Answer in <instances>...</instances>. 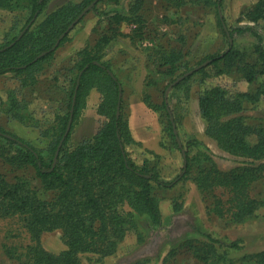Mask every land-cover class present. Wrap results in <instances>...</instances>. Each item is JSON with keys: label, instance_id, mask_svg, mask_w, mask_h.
I'll use <instances>...</instances> for the list:
<instances>
[{"label": "trees", "instance_id": "1", "mask_svg": "<svg viewBox=\"0 0 264 264\" xmlns=\"http://www.w3.org/2000/svg\"><path fill=\"white\" fill-rule=\"evenodd\" d=\"M92 1L65 2L33 27L48 0H0V9L19 11L23 14V23L17 34L0 42V77L10 73L12 77L17 78L19 84L6 90L5 99L0 95V105L11 118L36 127L42 135L49 138L46 148L48 155L45 156L43 150L0 127V159L11 165L28 166L32 171V178L15 175L10 178L0 172V216H20L31 241L25 252L27 256L25 264H82L78 258L80 254L88 252L106 254L111 251L107 249L111 245L108 232L119 221L112 217L106 195L107 190L113 189L115 185L114 181L108 183L114 177L120 175L130 179L133 177L137 183L133 185L136 186L133 189L135 198L154 224H160L161 218L158 203L152 192V183L171 187L181 178V174H178L171 181L164 182L147 168L137 166L128 156L125 145L134 140L127 122L123 119L125 102L123 88L119 89L121 81L110 62L104 60L106 54L104 46H108L110 41L119 35L129 37L134 46L135 40H142L147 32L158 35V41L163 38L165 33L147 26V20L143 15L146 0H131L126 9L118 6L119 8L107 11L99 10V4L104 1L108 4L112 1L118 5L119 0H98L90 10L108 15L111 21L107 33L100 36L93 45L85 46L75 54L73 64L63 79L67 84L60 83L54 76L52 82L40 78L41 64L50 59L57 47L68 39L69 32L53 48L55 42ZM159 1L168 7L179 8L189 0ZM193 1L213 5L218 24L226 37L227 47L198 62L197 66L209 60L206 65L184 77L173 88L188 86L189 81L195 77L197 79L194 80L202 84L208 77L224 75L233 67L248 83L257 82L260 75H264L262 35L254 29V25L227 26L221 13L223 0ZM249 15V20L253 22L264 19V0H257ZM121 21H126L130 25L128 33H121L113 26L114 23L119 25ZM26 26L25 31L17 39ZM245 31L255 38L254 62L246 60V53L240 52L234 45L233 35ZM42 52L46 53L35 59ZM146 57L158 67V73L163 74L164 78H169L160 91L161 102L158 104V111L162 110L166 116L165 128L184 154L187 171L189 155L183 150V146L178 144L175 109L170 105L165 89L177 77L197 66L188 67L187 63H183L184 57L180 46L166 50L159 42L152 45ZM94 86L101 99L97 104L96 113L105 119L91 140L67 149L65 144L70 129L61 142L56 160L53 161L66 129L70 111L72 110L73 120L78 114L83 96ZM59 87L63 90L60 98L61 103L66 105V110L56 113L44 129H41V123L34 118L30 110L25 121L24 109L41 97L43 100L57 97L50 91ZM197 97L200 115L206 121L205 135L213 138L220 149L241 159V165L230 170H221L211 161L209 166L198 172L196 179L198 190L201 193L204 191L210 193L215 186L228 187L234 203L231 202L225 208L223 203L219 204L220 198L216 196V200L212 201L214 204L212 211L219 216L243 220L259 206V201L249 196L248 186L264 176V128L257 124H249L241 113L245 109V100L256 105L264 99V83H259L253 91L245 93L213 84L198 90ZM142 100L149 108H157L156 104L149 102L145 97ZM190 139L192 143L198 142L194 137ZM31 179L37 180L39 185H34ZM49 190L54 192V196L43 197L45 191ZM57 229L62 232L66 248L59 253H53L42 246L41 235ZM204 235L208 240L219 243V240L212 238L210 234ZM254 259L255 264H264V248L255 254Z\"/></svg>", "mask_w": 264, "mask_h": 264}, {"label": "rangeland", "instance_id": "2", "mask_svg": "<svg viewBox=\"0 0 264 264\" xmlns=\"http://www.w3.org/2000/svg\"><path fill=\"white\" fill-rule=\"evenodd\" d=\"M130 1L119 0L118 5L112 1L108 4L104 1L99 4L98 9L107 11L111 8H119L118 6L126 9ZM256 1L223 0L221 13L229 27L254 25V29L262 35L264 44V19L255 22L249 20V13ZM143 12L147 26L150 29L155 27L160 33H165L163 38L158 41V35L147 32L142 40H135L136 52L140 55H136L134 61L119 49H114L112 46L110 48V43L104 46L106 50L104 60L110 62L121 81L125 99L123 119L127 122L129 131L132 127L139 132L142 127L138 118L133 117L132 125L129 127L131 112L128 95L132 91V71L138 63L137 59L145 58L144 63H141L146 75L140 97L141 100L145 97L157 106L156 109H151L142 100L149 123L145 129L154 132V127H151L149 122L150 118L153 121L158 119L157 123L155 121L158 126L155 134L149 135L144 141L132 137L134 142L127 143L125 150L137 166L157 174L160 180L171 181L178 174H181V178L171 187L152 183V192L158 203L161 218L160 224H154L135 198L133 189L136 186L133 185L137 183L133 177L132 179L123 175L114 177L108 183L114 181L115 185L113 189L107 190L106 195L112 217L119 221L108 232L111 245L107 249L111 251L106 254L83 253L78 258L82 264H255V254L264 248V176L248 186L249 196L259 201V206L252 214L243 220H236L219 216L212 211L214 205L212 201L216 200V196L220 198L219 204L223 203L225 208L231 202L234 203L232 192L228 187L215 186L210 193L206 191L201 193L196 183L198 172L209 166L211 161L221 170L234 169L241 165V159L223 151L213 138L203 135L202 120L198 116L197 92L213 84H220L226 89L237 92H251L259 83H264V75H260L257 82L248 83L233 67L224 75L208 77L202 84L194 80L197 79L195 77L189 81L188 86L183 85L174 89V84L167 92L165 89L170 105L175 109L178 138L183 150L189 155V169L186 171L184 156L178 149L175 139L166 130V116L162 110L158 111V104L161 102L160 91L169 78H164L163 74L158 73V67L150 61L151 59H147L146 55L152 45L158 42L166 50L180 46L184 57L183 63H187L188 67H195L209 55L224 50L227 47L226 37L218 24L213 5L189 0L182 7L172 8L159 0H146ZM43 15L44 10L35 20L33 27L41 22ZM91 18L92 16L87 17V21ZM22 21L21 12L0 9V42L17 34ZM76 25L77 27L69 32L71 34L69 40L75 38L74 36L84 27V21L81 23L79 21ZM233 40L236 49L246 53V60L254 62V36L245 31L235 33ZM58 80L64 84L62 79ZM18 85L17 78L12 77L10 73L1 76V97L5 99L6 90ZM42 85L44 86V83ZM61 91L63 90L60 87L50 91V93L54 92V96L57 95L55 100H43L42 97L34 100L27 107L28 110L23 111L25 121L26 115L31 111L34 118L41 123V129L46 128L56 113L66 110V105L59 100ZM45 93L49 94L48 91ZM100 100L96 86L87 90L78 114L72 120L70 135L65 144L67 149L91 140L100 128L105 119L104 116L96 113ZM244 105L245 109L241 114L245 120L251 125L257 124L264 128V99H261L257 106L247 100L244 101ZM0 127L27 140L37 149L43 150V155H48L46 148L49 138L42 135L36 127L11 118L1 105ZM191 137L196 138L198 142L192 143ZM0 172L10 178L13 175L32 178L30 167L11 165L1 159ZM30 181L36 186L39 185L35 179ZM45 192L43 194L45 198L54 196V192L50 190ZM23 224L20 216H0V264L27 262L25 252L31 241ZM207 233L212 238L218 239L219 243L208 240L204 235ZM41 242L46 250L53 253H59L66 248L59 229L44 232L41 235Z\"/></svg>", "mask_w": 264, "mask_h": 264}, {"label": "crops", "instance_id": "3", "mask_svg": "<svg viewBox=\"0 0 264 264\" xmlns=\"http://www.w3.org/2000/svg\"><path fill=\"white\" fill-rule=\"evenodd\" d=\"M73 1V2H79L80 0H48L45 8H44V15L41 19H43L48 13L54 11L56 8L64 4L65 2ZM92 16L90 20L87 21V17ZM108 15L105 14H99L94 12L93 10H88L84 16L80 19V23L84 21V27L81 28L80 32L75 35V38H72L69 40L70 33L73 31L74 27H77V23L73 26V28L68 33V39L62 44H60L56 51L54 52L53 56L48 59L47 61L43 62L41 71H40V78L45 79L48 78L49 81L53 78V76L57 77L58 79L65 78V75L68 73L67 70L70 68L72 62V59L74 58L75 54L84 48L85 46H91L95 43V41L102 36L103 34L107 33V28L110 25V19L107 17ZM112 25V24H111ZM114 27L118 28V31L121 33H128L130 30V25L126 21H121L119 25L116 23L113 24ZM76 30V29H75ZM110 48L119 49V51H122L124 54H127L128 58L130 60H135L134 57L137 54L136 47L131 43L129 37L119 35L116 39H112L110 41ZM66 44V46H64ZM64 46V48L60 51V49ZM122 49V50H121ZM116 51L114 50V54ZM122 53V54H123ZM126 56V57H127ZM141 57V56H140ZM125 58V57H123ZM108 59V58H106ZM138 63L136 64V67L133 68L132 71V79H131V89L132 91L129 92L128 95V103L130 106V122L129 127L132 125V118L135 117V119H139V125H141L142 129L137 132L136 130L130 128V133L132 137L139 141H144L147 139V137L150 135H154L155 131L157 130L158 124L157 121L152 120L150 118V125L151 127H154V132L152 130L147 131L145 127L149 124L148 120L146 118L147 113L145 111L146 108L144 107L142 100H141V92L143 89V83H144V77L146 75V71H144L143 67L141 68V63H144L145 58L143 59H137ZM64 82V81H63ZM66 83V82H64ZM49 100H55V98H51ZM61 100V99H59ZM197 103H198V97H197ZM145 109V110H143ZM199 111V106H198ZM140 112V113H137ZM140 114V115H139ZM200 119L202 120V133L205 135V126L206 121L202 116L199 115ZM150 117V116H149Z\"/></svg>", "mask_w": 264, "mask_h": 264}, {"label": "water", "instance_id": "4", "mask_svg": "<svg viewBox=\"0 0 264 264\" xmlns=\"http://www.w3.org/2000/svg\"><path fill=\"white\" fill-rule=\"evenodd\" d=\"M98 0H93L90 4H88L81 12L80 14H78V16L76 18H74V20L68 25V27L66 28V30L60 35L59 39L55 42L53 48H55L58 44V42L60 41V39L66 34L68 33L72 28L73 26L84 16V14L90 10L97 2ZM27 28V26L19 33V35L17 36V39L22 35V33L25 31V29ZM46 52H42L40 53L35 59L43 56ZM209 62V60H206L204 61L202 64L198 65L197 67L195 68H192L190 69L189 71H186L184 72V74L180 75L179 77H177L175 80H173L166 88V92L169 90V88H171L174 84L178 83L180 80H182L184 77L188 76L189 74L193 73L194 71H196L198 68L206 65L207 63ZM77 86V85H76ZM119 89H121V87L119 86ZM74 99H75V94L73 95V102L72 104H74ZM119 104V103H118ZM119 107V105H118ZM118 107H117V112H116V115H118ZM71 123H72V110L70 111V115H69V119H68V122H67V126H66V129L64 131V134L62 136V139L57 147V150L55 152V155H54V160H56V157L58 155V150H59V147L61 145V142L62 140L65 138V136L69 133V130H70V127H71ZM178 144L181 145L180 143V140L178 139ZM184 156V154H183Z\"/></svg>", "mask_w": 264, "mask_h": 264}]
</instances>
